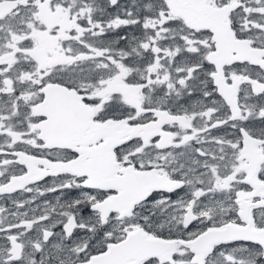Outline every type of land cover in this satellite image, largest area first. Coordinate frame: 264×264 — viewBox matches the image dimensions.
<instances>
[{
  "label": "snow or ice",
  "instance_id": "obj_1",
  "mask_svg": "<svg viewBox=\"0 0 264 264\" xmlns=\"http://www.w3.org/2000/svg\"><path fill=\"white\" fill-rule=\"evenodd\" d=\"M0 264H264V0H0Z\"/></svg>",
  "mask_w": 264,
  "mask_h": 264
}]
</instances>
